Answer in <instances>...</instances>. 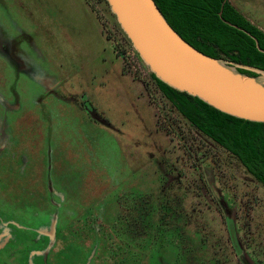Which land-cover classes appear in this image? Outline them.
<instances>
[{
    "label": "rangeland",
    "instance_id": "374dc122",
    "mask_svg": "<svg viewBox=\"0 0 264 264\" xmlns=\"http://www.w3.org/2000/svg\"><path fill=\"white\" fill-rule=\"evenodd\" d=\"M119 29L106 0H0V264H264V187Z\"/></svg>",
    "mask_w": 264,
    "mask_h": 264
},
{
    "label": "water",
    "instance_id": "95a60500",
    "mask_svg": "<svg viewBox=\"0 0 264 264\" xmlns=\"http://www.w3.org/2000/svg\"><path fill=\"white\" fill-rule=\"evenodd\" d=\"M106 1L133 49L159 80L224 113L264 122V69L200 51L173 28L155 0ZM220 16L250 35L264 53L257 37L224 19L222 12ZM230 230L240 250L233 224Z\"/></svg>",
    "mask_w": 264,
    "mask_h": 264
},
{
    "label": "trees",
    "instance_id": "16d2710c",
    "mask_svg": "<svg viewBox=\"0 0 264 264\" xmlns=\"http://www.w3.org/2000/svg\"><path fill=\"white\" fill-rule=\"evenodd\" d=\"M155 1L173 28L200 51L264 69V53L256 47L255 40L225 23L220 16L222 12L224 19L249 31L264 49V30L239 11L231 0ZM151 77L174 110L196 132L237 158L264 187V122L229 115L167 85L153 73Z\"/></svg>",
    "mask_w": 264,
    "mask_h": 264
},
{
    "label": "built area",
    "instance_id": "2783aa9c",
    "mask_svg": "<svg viewBox=\"0 0 264 264\" xmlns=\"http://www.w3.org/2000/svg\"><path fill=\"white\" fill-rule=\"evenodd\" d=\"M119 30L124 35V37L127 39V41H129V39L126 37L124 32L121 30V28ZM113 31H115L114 28H113ZM125 55H126L127 65L129 69L133 70L136 74H138L142 78L151 77V71L145 65V63L142 61V59L140 58L138 53L133 49L132 46L131 48L127 50Z\"/></svg>",
    "mask_w": 264,
    "mask_h": 264
}]
</instances>
